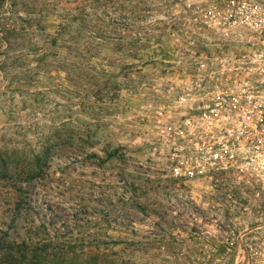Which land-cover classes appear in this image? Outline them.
I'll return each instance as SVG.
<instances>
[{
	"label": "rangeland",
	"instance_id": "rangeland-1",
	"mask_svg": "<svg viewBox=\"0 0 264 264\" xmlns=\"http://www.w3.org/2000/svg\"><path fill=\"white\" fill-rule=\"evenodd\" d=\"M0 22L32 25L24 39L57 42L48 47L53 54L38 59L32 53L27 68H16L19 83L0 72V149H26L60 124L65 100L50 90L55 86L79 91L82 105L66 126L84 138L90 132L93 141L85 148L91 157L74 149L52 158L21 222L44 219L51 233L66 225L61 219L69 225L92 218L94 230L107 232L113 255L126 264L230 260L224 244L253 219L261 203L256 188L235 172L211 179L176 172L171 137L164 135L165 124L182 114L174 84L199 57L216 58L228 46L202 22L196 1L0 0ZM71 53L78 56L76 80L50 61Z\"/></svg>",
	"mask_w": 264,
	"mask_h": 264
},
{
	"label": "built area",
	"instance_id": "built-area-1",
	"mask_svg": "<svg viewBox=\"0 0 264 264\" xmlns=\"http://www.w3.org/2000/svg\"><path fill=\"white\" fill-rule=\"evenodd\" d=\"M195 1L202 22L228 46L216 58L199 57L183 82L174 84L173 101L182 114L164 126L171 137L170 165L207 179L235 172L252 183L259 208L224 244L230 260H217L264 264V0Z\"/></svg>",
	"mask_w": 264,
	"mask_h": 264
},
{
	"label": "trees",
	"instance_id": "trees-1",
	"mask_svg": "<svg viewBox=\"0 0 264 264\" xmlns=\"http://www.w3.org/2000/svg\"><path fill=\"white\" fill-rule=\"evenodd\" d=\"M32 27L0 22V72L5 73L13 83L20 82L16 76V68H27V61L32 53L38 59H43L48 54H53L48 52L49 46H57L55 39L51 38H22V33L33 31ZM77 60V54L71 53L50 61L63 66L72 79L76 80L80 74ZM86 63L93 68L88 60ZM26 74L28 73L20 75ZM50 90L65 100L62 117L58 116L60 124L50 127L48 134L26 149H0V179L3 183L0 188V264H126L122 258L113 255L114 240L107 232L94 230L96 224L95 220H90L92 218H81L80 224L74 221L69 225L65 219H61L66 225L54 228L51 233L46 229L47 222L44 219L38 223H34L32 219H27L24 223L20 220V217L25 219L33 209L32 188L42 185L40 180L47 174L53 157L61 151L75 153L76 149L85 158L94 155L85 150L92 146L90 132L84 138L76 133L73 126H66L68 119L74 118L70 114L75 112L74 107L82 105L78 98L79 91L57 86ZM39 94L42 96V93ZM27 97L34 100V96ZM53 111L55 112L49 117L54 121L57 111ZM68 111L69 114H66ZM131 203L137 208L141 206L137 198H132ZM81 213L84 214L85 210H81ZM97 214L106 216L107 212L102 214L98 211ZM89 226L92 229L86 230Z\"/></svg>",
	"mask_w": 264,
	"mask_h": 264
}]
</instances>
